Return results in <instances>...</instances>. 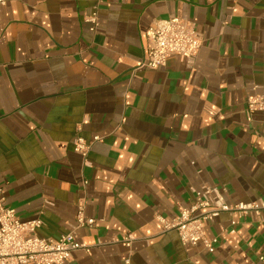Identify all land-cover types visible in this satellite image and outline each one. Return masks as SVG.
<instances>
[{
	"label": "crops",
	"instance_id": "1",
	"mask_svg": "<svg viewBox=\"0 0 264 264\" xmlns=\"http://www.w3.org/2000/svg\"><path fill=\"white\" fill-rule=\"evenodd\" d=\"M98 11L90 29L85 15ZM196 23L193 65L141 67L156 19ZM264 0H7L0 8V188L38 234L78 232L68 264H264V210L205 224L211 251L171 220L210 184L229 203L264 199ZM99 135L85 163L74 138ZM88 180L84 185V180ZM132 235L131 247L124 242ZM33 264V263H27Z\"/></svg>",
	"mask_w": 264,
	"mask_h": 264
},
{
	"label": "built area",
	"instance_id": "2",
	"mask_svg": "<svg viewBox=\"0 0 264 264\" xmlns=\"http://www.w3.org/2000/svg\"><path fill=\"white\" fill-rule=\"evenodd\" d=\"M6 1L0 0V8ZM85 19L91 22L90 29L96 30L99 25L98 11L85 15ZM146 39V58L141 67L151 69L165 65L172 55H178L193 65L203 45V37L196 23L180 16L154 20L147 29ZM246 110L249 115L264 111V93L250 95ZM100 139L99 135L91 140L79 134L75 136L74 150L82 155L86 164L93 144ZM83 183L87 185L88 180L85 179ZM223 190L210 184L202 185L195 190L196 200L190 206L183 207L174 218L168 220L159 217L165 230L175 229L183 243L196 245L202 242L213 251L217 238L207 237V222L213 221L223 212L236 217L248 212L259 215L264 210V199L229 203ZM5 202L4 190L0 188V264H68L76 250L89 251V245L79 239L77 232L92 227L96 222L94 217L87 214L85 200L77 204L73 228L58 237L40 236L38 229L43 224L40 217L23 220L16 209ZM133 239L132 235H128L124 242L131 247ZM123 264H131V260L127 258Z\"/></svg>",
	"mask_w": 264,
	"mask_h": 264
}]
</instances>
